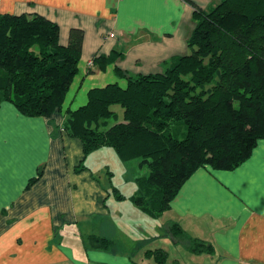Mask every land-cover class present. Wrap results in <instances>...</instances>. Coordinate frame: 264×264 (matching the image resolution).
Masks as SVG:
<instances>
[{"label":"crops","instance_id":"0c3cea01","mask_svg":"<svg viewBox=\"0 0 264 264\" xmlns=\"http://www.w3.org/2000/svg\"><path fill=\"white\" fill-rule=\"evenodd\" d=\"M190 1L207 10L220 0ZM192 12L186 0H0V14L39 15L55 23L62 46L70 29L83 31L79 73L59 112L32 118L10 103L0 104V264L149 261L143 256L147 249L140 261L133 258L126 245L131 240L123 235L125 228H138L139 221L132 224L108 208L110 193L87 164L93 153L110 148L84 158L81 142L62 127L67 111L86 104L89 90L114 83L125 86L115 68L131 76L157 73L173 57L185 54L194 28ZM100 57L112 60L93 62ZM81 162L86 169L76 173ZM165 213L167 218L158 219L162 226L175 222L190 237L212 246L210 254L200 255L207 264H264V140L234 171L199 168ZM151 221L156 223L146 222ZM140 225L139 237L148 228L154 233V225ZM90 235L117 244L91 249L86 243ZM149 238L158 239L153 234ZM169 239L180 247L171 237L165 241ZM144 244L141 249L148 247Z\"/></svg>","mask_w":264,"mask_h":264},{"label":"trees","instance_id":"16d2710c","mask_svg":"<svg viewBox=\"0 0 264 264\" xmlns=\"http://www.w3.org/2000/svg\"><path fill=\"white\" fill-rule=\"evenodd\" d=\"M186 1L194 23L187 52L157 73L131 76L115 68L125 86L89 90L86 104L67 111L62 127L81 142L84 158L110 148L121 162L137 160L147 169L134 179L136 192L128 199L149 220L170 209L199 168L234 171L264 140V0H220L207 10ZM58 34V26L42 16L0 14V104L32 118L61 110L79 73L83 31L70 29L65 46ZM100 60L112 58L93 62ZM172 128L184 129V136L176 138ZM85 169L81 162L75 172ZM112 193L125 200L117 189ZM163 228L195 255L212 252L175 222ZM86 243L95 250L113 246V240L96 235ZM143 256L154 264L168 261L162 248Z\"/></svg>","mask_w":264,"mask_h":264},{"label":"rangeland","instance_id":"374dc122","mask_svg":"<svg viewBox=\"0 0 264 264\" xmlns=\"http://www.w3.org/2000/svg\"><path fill=\"white\" fill-rule=\"evenodd\" d=\"M113 110L119 113L120 107L113 106ZM184 132V129L179 130L172 128L173 136L178 139H181L184 136ZM87 164L92 168V173L94 177H96L101 187L110 193L111 197L107 200L108 208L110 210H113L116 216L120 215L123 220L129 221L132 224L134 223V221H139L138 228L136 226V228L131 229V234L128 228L122 230L123 235H125L128 240H131V243L127 242L126 245L127 247L129 246L133 254L135 253L133 258H136V260L140 261L139 258L145 249L162 248L168 253V261L166 264H207V262H209L207 260H204L200 255H194L193 253H190L191 257L188 258L190 254L187 255V253L185 252L187 250L181 244L179 247L172 244L170 239L169 241H165L169 236L165 233L164 228L161 225V221L157 219L158 222L157 220H155L156 223L153 221L146 222L149 220L146 218V216H144V214L140 213L138 209L129 202V199H126L125 201H114L112 188L117 189L122 195H124L126 198H129L136 192L134 179L147 174V169L143 166L139 167L137 160L121 162L114 156L113 152L110 149H106L105 152L99 154H97V152L93 153V156H91ZM107 172H110L111 175L107 174ZM167 217L168 214L164 213L162 215V218L160 219L162 220ZM145 223H147L149 226L154 225V233H150V230L148 228L146 233H142L143 237H139L141 234L139 231L140 229H142V225L140 224L145 225ZM152 234L154 235V237L158 238L155 242H153L152 239L149 238ZM129 235H131V238H129ZM113 244L116 245L117 243L113 242ZM143 244H148V247L141 249V246H143ZM140 264L153 263L149 260L140 262Z\"/></svg>","mask_w":264,"mask_h":264},{"label":"built area","instance_id":"2783aa9c","mask_svg":"<svg viewBox=\"0 0 264 264\" xmlns=\"http://www.w3.org/2000/svg\"><path fill=\"white\" fill-rule=\"evenodd\" d=\"M109 36H110V37H112V38L114 37V35H113V34H109Z\"/></svg>","mask_w":264,"mask_h":264}]
</instances>
